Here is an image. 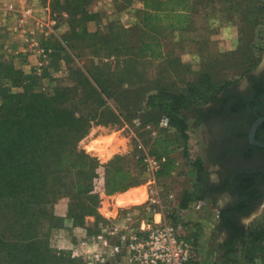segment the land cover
I'll return each mask as SVG.
<instances>
[{"label":"rangeland","instance_id":"374dc122","mask_svg":"<svg viewBox=\"0 0 264 264\" xmlns=\"http://www.w3.org/2000/svg\"><path fill=\"white\" fill-rule=\"evenodd\" d=\"M235 1L242 10L238 13L242 21L238 23V31L233 41L228 46H222L224 50L213 59L209 74L211 80L217 84L229 83L228 86L235 90H243L250 75H259L264 70V0ZM44 2L50 5L52 10L54 8L53 11L59 17L67 20L70 30L74 26L75 34L82 37L77 40L76 45L69 47L68 44L65 49L62 47L60 56L54 61L52 59L54 63L51 61L50 69L48 66L44 71L52 81L47 83L44 89L41 88L47 94L56 93L55 88L58 87L63 89L56 105L70 109L84 122L85 134L77 141V150H83L99 164L112 162L114 166L123 165L128 168L134 175V183L127 189L144 185L146 190L153 191L155 201L150 208L147 207L149 202L146 201L137 206L140 207L142 216L161 211L167 219L176 224L178 235L190 239L198 236L197 232L193 237L190 236L188 229L193 223L186 221L187 211L180 210L178 206L185 193L195 194V174L191 160L201 155V143L209 142L219 131L218 124H215L216 118L210 119V122L212 120L215 123L209 122L201 124L199 128L194 127L195 121L202 120L201 109L207 108L210 101L199 107L194 105L187 110L189 140L187 143L182 139L178 140V130L159 126L160 114L145 105V97L155 88H168L179 92L185 90L188 85L181 83L162 86L163 70L155 75L153 63L145 59L141 51L143 34L138 21H128L131 12L128 9V0ZM259 68L261 70L257 72ZM93 77L98 78L102 84L98 85ZM213 105L215 106V103ZM147 124L150 125L149 128L146 127ZM94 136L98 137L92 143ZM117 138L121 148L113 143V139ZM168 141L172 142L169 154L174 158V168L168 176H155V181L151 182L150 175L141 170L138 162L140 156L143 151H150V148L160 151ZM140 143L143 149L138 147ZM186 152L187 155H184ZM103 172V167L98 168L97 179L94 180V190L99 197V217L84 216V221L88 219L90 222L87 226L88 232L94 239L104 224V215L98 211L101 194L104 192L97 191L103 183ZM71 178L80 177L72 173ZM81 200V196L75 197L72 205ZM68 202V196H60L55 203L48 204L43 209L47 212L51 206L53 211L56 204L67 207ZM203 207L205 209L207 205L203 203L202 210ZM189 209L195 210L192 207ZM202 210L189 212L188 217L191 213H201ZM2 214L6 216L4 212ZM135 214L137 215L136 212ZM209 215L213 216V221L216 219L214 213ZM248 224L264 226V209ZM2 229L5 227L0 225V232ZM210 239L211 237L208 240ZM1 249L0 246V264L6 259ZM50 250L52 251L51 248ZM41 256L48 259L44 264H79L78 257H72L61 250L49 252L46 248L41 252ZM230 258L229 260L237 264H243L242 260Z\"/></svg>","mask_w":264,"mask_h":264},{"label":"trees","instance_id":"16d2710c","mask_svg":"<svg viewBox=\"0 0 264 264\" xmlns=\"http://www.w3.org/2000/svg\"><path fill=\"white\" fill-rule=\"evenodd\" d=\"M142 1L144 11L142 17L139 15L138 24L143 34L140 44L144 53L148 50L144 40L148 36L155 37L161 31V12L150 10H171L184 0ZM200 1L203 0H193L191 5L188 2V8L194 11ZM230 2L239 13L241 9L237 2ZM74 31L73 26L70 36L74 40L82 39ZM52 46L53 57L58 58L62 46L58 42H53ZM39 79L33 73L15 68L11 62L0 60V225L5 227L0 232V246L6 256L1 264H44L48 261L41 256V252L46 248L49 252L53 251L50 250L48 235H41L38 231V223L53 212L51 206L50 210L44 211V206L55 203L60 196L69 197L67 213L75 225H84L85 215L99 217V197L94 190L98 168L104 169L101 174L103 183L98 192L112 194L126 190L134 183L133 173L125 166H114L112 162L99 164L83 150H77L76 143L85 134L84 122L70 109L56 105L63 89L58 87L55 88L56 93L47 94L38 87ZM92 79L98 85L102 84L98 78ZM228 85L215 83L209 72H206L183 91L153 89L146 95L145 105L159 112L160 119L166 116L168 127L178 130V140L187 141V110L216 99ZM167 143L160 151L150 148V153L164 158L156 177L168 176L174 168V158L169 155L172 142ZM138 162L143 170L141 161ZM194 168L197 173L202 170L198 159L194 161ZM72 173L80 178L72 179ZM77 196L83 200L72 205ZM198 198L201 197L187 192L180 200V207L185 209ZM221 217L229 230L227 240L221 245L222 257H225L223 264H236L228 256L234 253L237 255L238 251L239 257L247 262L262 256L264 226L245 229L228 212L222 213ZM187 264H199L197 255Z\"/></svg>","mask_w":264,"mask_h":264},{"label":"crops","instance_id":"0c3cea01","mask_svg":"<svg viewBox=\"0 0 264 264\" xmlns=\"http://www.w3.org/2000/svg\"><path fill=\"white\" fill-rule=\"evenodd\" d=\"M188 2L191 5L193 0H184L181 5L171 10H150L152 12H161V21H159V29L161 31L155 37L148 36L144 40L147 43L148 50L144 51L143 55L145 59L153 63L155 75L160 70H163L164 81L161 83L162 86L166 84L178 85L181 83L188 85L196 81L202 73L210 72L213 59L224 50L222 46H228L233 41L238 31V23L241 19L235 9L232 8L230 0H203L196 4L194 11L188 8ZM28 4H34V1H17L18 6ZM128 9L131 10L128 21L140 20L139 15L142 17L144 11L143 1L130 0ZM179 20L182 23H179ZM14 23V18L9 19L7 25L0 28V60L11 62L15 68L21 69L25 73H32L30 69L36 59L34 56L25 53V45L22 39L12 31ZM66 24L67 20L61 23L57 28V35L47 40L45 44L52 45L53 42H58L64 49L67 48L68 44L69 47L76 45L77 40H74L70 36L71 30L68 24ZM52 59L54 61L55 57H52ZM44 74L37 75L40 77L38 87L42 89H44L47 83L52 81L50 76L46 74L44 76ZM200 124L202 122L197 120L194 123V127L199 128ZM186 133H188L187 130ZM97 137H92L91 142L94 143ZM114 139L113 143L121 148V144L118 141L119 138ZM201 145V155L191 160V166L195 174V194L201 197L198 199H202L207 207L205 209L203 207V210L200 208L199 210H202L201 213H191L190 217H188L189 212H194L197 209L190 210V204L187 208L182 209L180 202L178 207L180 210L187 211L186 221H192L191 223H193L192 227L188 229L190 236L193 237V235H196V232L199 233L198 236L193 237L194 242L197 244V260L199 264H223L222 260L225 257H222L223 250L221 249V245L227 240L229 230L224 225L221 214L222 210L226 208L230 196L225 192L214 195L209 193V190L214 187L213 184L219 180V165L213 159L215 152L208 148L209 142L206 141L205 144L201 143ZM197 159L202 164V170L199 173L194 168V161ZM101 197L98 211L104 215V223H117L121 225L123 223V216L127 212L133 213L136 219L150 216H142L140 207H137L147 197L144 185L131 187L112 194L102 193ZM263 209L264 202L254 209V211L240 216L237 222L245 229L254 227V224L248 223L252 218L258 216ZM212 213L216 217L214 221L211 219L213 216L209 215ZM85 221L82 226L75 225L72 218L68 216L67 207L56 204L51 215L40 219L38 231L41 235H48L52 251L61 250L72 257H78L80 264H89L91 260L89 255L93 251L103 252L107 261L103 263L95 261L92 264H118L117 257L110 256L105 244L101 241L102 235H99L100 230L97 238H92L87 231V226L90 222L88 219ZM209 237H211L210 240H208ZM238 252L237 255L234 253L228 257L242 260L243 262L241 263L243 264H264V253L261 257L247 262L244 258L239 257Z\"/></svg>","mask_w":264,"mask_h":264},{"label":"built area","instance_id":"2783aa9c","mask_svg":"<svg viewBox=\"0 0 264 264\" xmlns=\"http://www.w3.org/2000/svg\"><path fill=\"white\" fill-rule=\"evenodd\" d=\"M18 0H0V28L7 25L9 19L14 18V31L25 45V53L35 57L36 61L30 71L41 75L51 64L54 53L52 45L45 42L57 35V28L66 20L59 17L45 0H32L34 4L17 5ZM160 127H168L169 120L162 116ZM150 127L149 124L146 125ZM140 149L143 145L138 144ZM143 170L150 175L149 180L155 181V173L160 169L164 158L143 151L140 156ZM148 208L155 201L152 190H146ZM202 200H195L190 207L200 209ZM110 256L117 257L118 264H187L197 255V244L191 238L177 234V227L172 220L167 219L161 211H154L147 218L136 219L135 215L127 212L123 216V223H104L99 235ZM264 256V255H263ZM93 262L103 263L104 253L93 251L90 253ZM264 259V257H263Z\"/></svg>","mask_w":264,"mask_h":264},{"label":"flooded vegetation","instance_id":"af4514ba","mask_svg":"<svg viewBox=\"0 0 264 264\" xmlns=\"http://www.w3.org/2000/svg\"><path fill=\"white\" fill-rule=\"evenodd\" d=\"M200 112L203 125L216 118L211 122L219 130L208 145L219 165V180L209 193H227L230 199L222 213L238 220L264 202V70L250 75L243 90L227 86ZM257 120L252 142L249 132Z\"/></svg>","mask_w":264,"mask_h":264},{"label":"water","instance_id":"95a60500","mask_svg":"<svg viewBox=\"0 0 264 264\" xmlns=\"http://www.w3.org/2000/svg\"><path fill=\"white\" fill-rule=\"evenodd\" d=\"M260 70H261V68H259L257 72H259ZM259 123H260V120H257L256 122L253 123L252 128L250 129L249 137H250L252 142H255V140H254V132H255V129H256V127H257V125Z\"/></svg>","mask_w":264,"mask_h":264}]
</instances>
